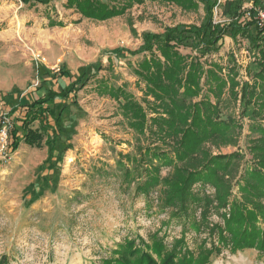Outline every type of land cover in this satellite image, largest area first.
<instances>
[{
	"label": "rangeland",
	"instance_id": "obj_1",
	"mask_svg": "<svg viewBox=\"0 0 264 264\" xmlns=\"http://www.w3.org/2000/svg\"><path fill=\"white\" fill-rule=\"evenodd\" d=\"M27 1L0 0V117L17 122L9 115L20 104L31 103L50 89H66L81 67H88L89 80L70 95L59 151L52 158L51 133L41 149L26 145L21 135L16 150L11 142L0 144V264H99L113 256L126 238L151 243L157 231L172 245L183 236L184 223L174 219L171 210L156 204L150 211L146 199L133 197L134 186L124 183L118 161L119 154L135 153L137 136L123 120L117 102L98 94L97 88L103 78L117 87L126 83L128 91L141 99L144 85L136 86L129 66L141 57L112 51L137 50L145 33H162L177 24H201L204 9L186 13L176 6L147 2L123 17L95 22L67 10L66 0L49 5ZM218 12L216 8V22ZM221 45L212 59L227 66L236 58L243 66L241 79L250 81L249 42L226 36ZM61 70L70 75L55 79L53 75ZM221 106L223 118L238 119L243 129L238 148L222 146L213 152L230 154L240 149L246 155L242 168H250L248 145L258 137L254 126L260 125L253 107L246 109L229 95ZM208 191L214 195L213 189ZM212 219L221 220L216 214ZM203 237L188 233L186 243L196 250ZM211 264H264V258L255 250L235 254L225 250L214 255Z\"/></svg>",
	"mask_w": 264,
	"mask_h": 264
},
{
	"label": "trees",
	"instance_id": "obj_2",
	"mask_svg": "<svg viewBox=\"0 0 264 264\" xmlns=\"http://www.w3.org/2000/svg\"><path fill=\"white\" fill-rule=\"evenodd\" d=\"M147 2L176 6L186 13H197L202 7L204 20L145 33L137 50L112 51L141 57L134 65L129 63L136 86L144 85L141 99L128 91L126 83L117 87L104 78L97 92L117 102L123 120L137 136L135 153L119 154L124 183L134 186V198L146 199L148 210L156 204L171 210L173 218L184 223L183 236L172 245L161 231L153 234L151 243L126 238L113 256L99 264H211L212 257L225 250L233 254L255 250L264 258V0H66L65 8L81 19L107 22ZM247 4L251 7L246 8ZM226 36L234 42H249L253 67L248 65L246 72L250 81L241 79L243 66L236 58L227 66L212 59ZM66 74L70 75L61 70L53 77ZM88 80V67H81L66 89H50L31 103L20 104L9 115L17 122L0 117V130L9 126L12 148H18L22 137L29 147L41 149L51 133L52 158L59 151L62 116L70 107V95ZM226 95L240 100L246 109L253 107V117L260 124L253 128L258 137L248 145L250 168H242L246 155L240 149L230 154L213 152L222 146L239 147L243 125L234 117L223 118ZM215 214L221 220L214 221ZM188 233L204 236L196 250L186 243Z\"/></svg>",
	"mask_w": 264,
	"mask_h": 264
},
{
	"label": "built area",
	"instance_id": "obj_3",
	"mask_svg": "<svg viewBox=\"0 0 264 264\" xmlns=\"http://www.w3.org/2000/svg\"><path fill=\"white\" fill-rule=\"evenodd\" d=\"M262 18L264 19V14L261 13ZM8 126L5 125L1 130H0V144L2 146H7L8 145Z\"/></svg>",
	"mask_w": 264,
	"mask_h": 264
}]
</instances>
